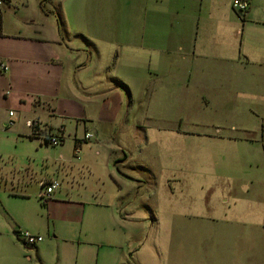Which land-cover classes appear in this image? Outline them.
I'll list each match as a JSON object with an SVG mask.
<instances>
[{
  "label": "crops",
  "instance_id": "0c3cea01",
  "mask_svg": "<svg viewBox=\"0 0 264 264\" xmlns=\"http://www.w3.org/2000/svg\"><path fill=\"white\" fill-rule=\"evenodd\" d=\"M152 1L167 8L169 16L139 17L135 45L128 38V46L163 56L155 69L147 64L143 80H158L172 94L171 130L196 136L207 146L255 141L249 124L254 119L261 128L264 120V0H248L242 19L231 0ZM92 5L86 0H5L0 6V64L6 68L0 71V264H97L105 254L100 248L115 246L118 233L142 226L139 216L148 199L139 190L142 178L130 173L129 148L117 144L126 131L127 115L119 110L126 99L131 102L130 88L111 83L113 65L99 70L104 80L91 83L84 73L91 68L95 76L98 65L65 43V22L70 17L83 21ZM181 110L219 119L197 124L188 119L182 125ZM32 119H38L40 131L57 132L60 143L50 147L30 136L26 122ZM84 133L92 137L76 159L74 141ZM212 177L227 184L219 200L222 210L209 206L205 214L197 208L189 213L193 236L202 228L206 235L204 264H264V173L226 170ZM50 178L59 187L44 201L40 181ZM126 182L137 189L122 192ZM112 183L115 191L109 190ZM207 195L201 194L202 202ZM189 199L191 205L195 198ZM20 230L42 241L24 245L16 237ZM136 241L135 246L125 242L129 251H140V238Z\"/></svg>",
  "mask_w": 264,
  "mask_h": 264
},
{
  "label": "rangeland",
  "instance_id": "374dc122",
  "mask_svg": "<svg viewBox=\"0 0 264 264\" xmlns=\"http://www.w3.org/2000/svg\"><path fill=\"white\" fill-rule=\"evenodd\" d=\"M86 1L93 5L85 13L84 20L76 21L70 17L65 22V43L72 49L81 50L91 65H98L95 76L91 68L84 73L91 83L98 84L100 78L104 80V73L102 71L98 75L99 70L113 65L110 71L115 80L111 83L123 82L130 88L131 102L127 104L125 98L119 110V113L127 115V120L123 122L126 131L118 135L117 144L119 148L121 145L129 148L133 167L130 173L141 175L139 190L148 198L142 214H139L143 219L142 226H133L124 235L118 233L115 244H112L115 246L100 248V252L105 254L97 264H135L136 260L139 264H193L194 260L196 264H204L205 252H208L204 246L206 235L202 228L193 236L189 228L190 210L197 208L204 214L209 206L215 209L214 212L222 210L219 200L228 188L227 184L212 177L218 172L237 170V174L264 173L261 171L264 167V143L259 138L261 128L252 119L249 125L256 132V140L228 146L202 145L196 142V136L185 137L178 135L176 130L173 132L170 128L173 126L170 122L174 121L171 119L172 110L168 108L172 94L169 97L158 80L149 83L143 80L147 64L153 70L161 63L163 56L148 55L141 48L128 46V38H132V46L135 45L134 35L141 27L136 21L139 17L169 16V11L152 0L148 3L145 0ZM96 14L101 16V21H94ZM110 56L116 57V62L109 60ZM147 84L151 90H148ZM191 102L188 98L187 104ZM183 112L181 110L182 125L188 119L194 124L219 119V116L197 117ZM175 125H178L177 120ZM139 144H142L141 149H137ZM53 150L49 148L50 152ZM121 155L118 150L117 156ZM197 178L203 183L195 182ZM207 185L212 188L208 189ZM114 186L112 183L109 190L115 191ZM136 189L135 185L132 187L131 183L126 182L122 192ZM205 193L209 194L206 196L208 201L202 202L201 194ZM190 197L195 198L191 200V205ZM194 201L198 203L197 206ZM111 238H114L112 234ZM139 238L142 246L138 244L137 249L140 251H129L130 244L125 242L132 241L135 246ZM104 242L109 243L107 240ZM84 263L92 264V261Z\"/></svg>",
  "mask_w": 264,
  "mask_h": 264
},
{
  "label": "built area",
  "instance_id": "2783aa9c",
  "mask_svg": "<svg viewBox=\"0 0 264 264\" xmlns=\"http://www.w3.org/2000/svg\"><path fill=\"white\" fill-rule=\"evenodd\" d=\"M4 0H0V6L3 5ZM232 10L239 15L242 19L243 15L248 9V0H232L231 2ZM6 68L3 64H0V71L5 70ZM9 117H13V112H8ZM12 120L7 122V125H11ZM26 126L31 129L30 136L38 137L43 140L48 146L55 147L60 143L61 137L57 132L43 130L40 131L38 128V119H32L26 122ZM92 137L90 133H84L83 137L76 139L73 146V156L78 159L81 152V145L85 140H88ZM261 142L264 143V120L261 122ZM59 187V183L56 179H43L40 181V192L39 197L41 200H48L53 192ZM16 237L18 240L28 246H33L42 241L40 235L32 234L26 230H20L16 232Z\"/></svg>",
  "mask_w": 264,
  "mask_h": 264
},
{
  "label": "trees",
  "instance_id": "16d2710c",
  "mask_svg": "<svg viewBox=\"0 0 264 264\" xmlns=\"http://www.w3.org/2000/svg\"><path fill=\"white\" fill-rule=\"evenodd\" d=\"M5 1V0H4Z\"/></svg>",
  "mask_w": 264,
  "mask_h": 264
}]
</instances>
